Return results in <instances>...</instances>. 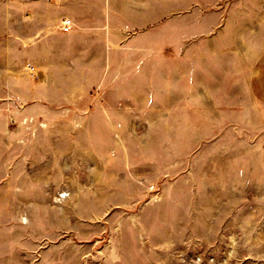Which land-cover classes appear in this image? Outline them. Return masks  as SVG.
Returning <instances> with one entry per match:
<instances>
[{
    "label": "rangeland",
    "instance_id": "374dc122",
    "mask_svg": "<svg viewBox=\"0 0 264 264\" xmlns=\"http://www.w3.org/2000/svg\"><path fill=\"white\" fill-rule=\"evenodd\" d=\"M196 2L219 13L206 35ZM178 6L180 33L91 80L69 158L0 122V264H264V0H166L167 21Z\"/></svg>",
    "mask_w": 264,
    "mask_h": 264
},
{
    "label": "crops",
    "instance_id": "0c3cea01",
    "mask_svg": "<svg viewBox=\"0 0 264 264\" xmlns=\"http://www.w3.org/2000/svg\"><path fill=\"white\" fill-rule=\"evenodd\" d=\"M119 1L0 0V122H17L20 133L13 142L20 149L38 150L42 144L47 151L69 153L54 145L79 141L91 80L116 81L118 63L133 62L119 53L121 47L130 48L155 31L160 36L167 27L180 33L178 16L191 13L178 6L167 21L166 0H132V6L126 0L125 8ZM199 14L204 21H193V36L212 32L208 16L219 15L196 2L193 17ZM149 15L157 16L152 25ZM130 16H137L139 25L131 24ZM66 19L73 22L69 32L62 31ZM71 111L76 117L69 119ZM60 112L67 113L62 122L53 119ZM64 127L70 128L65 134ZM64 153L58 157L69 158Z\"/></svg>",
    "mask_w": 264,
    "mask_h": 264
},
{
    "label": "built area",
    "instance_id": "2783aa9c",
    "mask_svg": "<svg viewBox=\"0 0 264 264\" xmlns=\"http://www.w3.org/2000/svg\"><path fill=\"white\" fill-rule=\"evenodd\" d=\"M73 27V22L70 19H66L63 21L62 25V31L63 32H69Z\"/></svg>",
    "mask_w": 264,
    "mask_h": 264
}]
</instances>
